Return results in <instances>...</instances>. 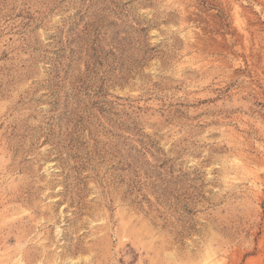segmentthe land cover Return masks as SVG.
I'll list each match as a JSON object with an SVG mask.
<instances>
[{
  "label": "rangeland",
  "instance_id": "374dc122",
  "mask_svg": "<svg viewBox=\"0 0 264 264\" xmlns=\"http://www.w3.org/2000/svg\"><path fill=\"white\" fill-rule=\"evenodd\" d=\"M0 264H264V0H0Z\"/></svg>",
  "mask_w": 264,
  "mask_h": 264
}]
</instances>
